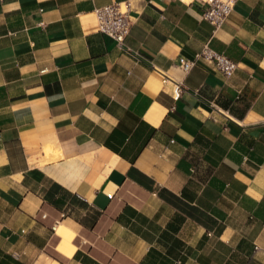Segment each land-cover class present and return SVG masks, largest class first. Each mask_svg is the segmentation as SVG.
Masks as SVG:
<instances>
[{"label":"crops","instance_id":"0c3cea01","mask_svg":"<svg viewBox=\"0 0 264 264\" xmlns=\"http://www.w3.org/2000/svg\"><path fill=\"white\" fill-rule=\"evenodd\" d=\"M122 1L134 56L93 12ZM201 12L0 0V264H264V0ZM206 42L229 78L178 67Z\"/></svg>","mask_w":264,"mask_h":264},{"label":"built area","instance_id":"2783aa9c","mask_svg":"<svg viewBox=\"0 0 264 264\" xmlns=\"http://www.w3.org/2000/svg\"><path fill=\"white\" fill-rule=\"evenodd\" d=\"M202 4L201 17L207 21L216 32L228 19L236 3L241 0H199ZM97 30L111 38L115 46L128 54L135 55L125 44V38L129 34L132 25L131 9L127 2H111L110 4L98 6L93 9ZM198 61L211 65L225 78H229L236 70L237 63L227 55L217 52L206 42L195 52L192 58L178 56L177 65L188 72ZM164 81H166L164 79ZM182 91L180 83L173 82L172 96L178 98Z\"/></svg>","mask_w":264,"mask_h":264},{"label":"bare ground","instance_id":"6f19581e","mask_svg":"<svg viewBox=\"0 0 264 264\" xmlns=\"http://www.w3.org/2000/svg\"><path fill=\"white\" fill-rule=\"evenodd\" d=\"M187 1V0H186Z\"/></svg>","mask_w":264,"mask_h":264}]
</instances>
